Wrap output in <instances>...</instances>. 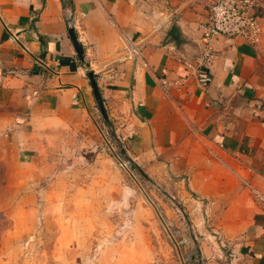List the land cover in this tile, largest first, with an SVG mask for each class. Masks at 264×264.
I'll use <instances>...</instances> for the list:
<instances>
[{
  "label": "crops",
  "instance_id": "crops-1",
  "mask_svg": "<svg viewBox=\"0 0 264 264\" xmlns=\"http://www.w3.org/2000/svg\"><path fill=\"white\" fill-rule=\"evenodd\" d=\"M214 1L0 0V172L29 157L40 126L99 108L87 63L142 171L157 182L190 175L194 193L227 202L221 236L202 241L208 264H264V206L240 185L264 194V0L259 42L214 39L204 83L185 62L202 55Z\"/></svg>",
  "mask_w": 264,
  "mask_h": 264
},
{
  "label": "rangeland",
  "instance_id": "rangeland-1",
  "mask_svg": "<svg viewBox=\"0 0 264 264\" xmlns=\"http://www.w3.org/2000/svg\"><path fill=\"white\" fill-rule=\"evenodd\" d=\"M67 118L0 172V264H208L202 241L221 236L227 202L194 193L190 175L141 173L98 107Z\"/></svg>",
  "mask_w": 264,
  "mask_h": 264
},
{
  "label": "built area",
  "instance_id": "built-area-1",
  "mask_svg": "<svg viewBox=\"0 0 264 264\" xmlns=\"http://www.w3.org/2000/svg\"><path fill=\"white\" fill-rule=\"evenodd\" d=\"M261 3L259 0H215L211 5L207 17L200 24L202 55L185 65L199 76V79L209 82V70L215 54L211 43L219 37L241 38L251 45H256L263 34L261 18ZM16 40L17 37L14 36ZM188 76H181L178 85L186 83ZM162 86L168 89L169 83L162 80ZM250 187V186H249ZM251 188V187H250ZM255 199L264 206V194L255 191ZM198 264H205L203 261Z\"/></svg>",
  "mask_w": 264,
  "mask_h": 264
},
{
  "label": "water",
  "instance_id": "water-1",
  "mask_svg": "<svg viewBox=\"0 0 264 264\" xmlns=\"http://www.w3.org/2000/svg\"><path fill=\"white\" fill-rule=\"evenodd\" d=\"M69 33H70V36L74 42V45H75V49L80 57V59L84 60V51H83V48L79 45V43L77 42V39H76V36H75V32H74V29L71 28L69 30ZM86 66H87V69H88V77H89V81H90V84H91V87L93 89V92H94V95H95V98L97 99V102H98V106H99V109L101 111V114L102 116L104 117V119L106 121L109 120L108 116H107V113H106V110L104 108V104H103V100L101 98V94H100V91H99V88L97 86V82H96V78H95V75L94 73L89 69V65L86 63Z\"/></svg>",
  "mask_w": 264,
  "mask_h": 264
},
{
  "label": "trees",
  "instance_id": "trees-1",
  "mask_svg": "<svg viewBox=\"0 0 264 264\" xmlns=\"http://www.w3.org/2000/svg\"><path fill=\"white\" fill-rule=\"evenodd\" d=\"M138 168V167H137ZM139 169V168H138ZM139 171L142 173V170L141 169H139Z\"/></svg>",
  "mask_w": 264,
  "mask_h": 264
}]
</instances>
